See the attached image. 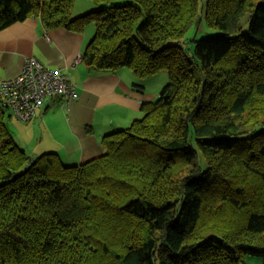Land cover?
Masks as SVG:
<instances>
[{
  "label": "trees",
  "instance_id": "obj_1",
  "mask_svg": "<svg viewBox=\"0 0 264 264\" xmlns=\"http://www.w3.org/2000/svg\"><path fill=\"white\" fill-rule=\"evenodd\" d=\"M88 1L0 0V30L92 22L89 69L169 81L80 165L30 157L0 103V264L264 262V0ZM200 20L218 32L190 45Z\"/></svg>",
  "mask_w": 264,
  "mask_h": 264
},
{
  "label": "crops",
  "instance_id": "obj_2",
  "mask_svg": "<svg viewBox=\"0 0 264 264\" xmlns=\"http://www.w3.org/2000/svg\"><path fill=\"white\" fill-rule=\"evenodd\" d=\"M92 33L47 28L34 17L0 30V81L15 76L26 57H36L69 74L78 93L75 99H46L30 120L7 123L30 157L52 152L66 165H80L102 154V138L129 126L142 115L141 104L154 100L155 93L147 92L129 68L94 70L80 60ZM249 263L252 259H245Z\"/></svg>",
  "mask_w": 264,
  "mask_h": 264
},
{
  "label": "built area",
  "instance_id": "obj_3",
  "mask_svg": "<svg viewBox=\"0 0 264 264\" xmlns=\"http://www.w3.org/2000/svg\"><path fill=\"white\" fill-rule=\"evenodd\" d=\"M55 97L75 99L78 93L69 74L46 67L36 57H26L15 76L0 81V103L21 122L30 120L46 99Z\"/></svg>",
  "mask_w": 264,
  "mask_h": 264
},
{
  "label": "rangeland",
  "instance_id": "obj_4",
  "mask_svg": "<svg viewBox=\"0 0 264 264\" xmlns=\"http://www.w3.org/2000/svg\"><path fill=\"white\" fill-rule=\"evenodd\" d=\"M206 1L207 0H199V11H200V14L202 13L203 6L206 3ZM124 2L125 1H118V2H115V3L122 4ZM89 3L90 2L88 0H75L74 6H73V8L71 10L72 16H73V14H75V16L77 17V16L83 15V14H85L87 12H90L93 9L97 10L99 8V6H100V5H97L95 7V6L91 5V3L90 4ZM84 29H86V30L93 29V33L91 35V38H92V36H93V34L95 32L94 23H92V22L87 23L84 26ZM217 32H218L217 30H214V29H211V28L207 27L206 24H205V20H200V22L198 24L192 25L187 30L186 35L184 36V38L186 39V41L190 45H192L191 44L192 43V39H200L202 37H205V36H208V35H211V34H215ZM185 39H184V41H185ZM180 44L183 47H186V46L189 45V44H183V42H180ZM186 51H187V53H189L188 50H186ZM138 80H139L138 82H140L141 84H143L145 86L147 92L155 93L154 99L157 98V96L159 95V92L161 91L163 86L166 85L167 82L169 81L168 74H167V72L165 70H160V71L156 72L155 74H153L151 76H148V77H146V78H144L142 80H140V79H138ZM15 119L16 118H14L11 114L9 115V110L5 109L4 121L6 123V126H7L8 122H10L12 124L14 122H16ZM7 128H8V131L10 132L11 126L10 127L7 126ZM246 257L247 258H245V259H252L253 264H263L262 260L260 258H258V257H252V256H246Z\"/></svg>",
  "mask_w": 264,
  "mask_h": 264
}]
</instances>
